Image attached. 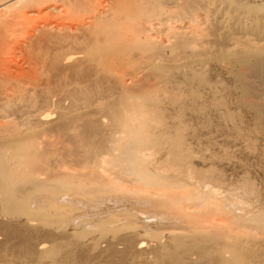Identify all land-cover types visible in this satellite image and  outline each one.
Wrapping results in <instances>:
<instances>
[{"label":"bare ground","instance_id":"1","mask_svg":"<svg viewBox=\"0 0 264 264\" xmlns=\"http://www.w3.org/2000/svg\"><path fill=\"white\" fill-rule=\"evenodd\" d=\"M214 1L0 0V216L16 220L6 224L15 230H51L56 218L60 226L52 230L67 237L41 241L28 253L48 264L75 262L82 237L98 231L93 249L111 242L112 252L139 264H264V237L254 246L233 233L264 236V208H243L238 200L237 209H225L223 190L207 183L191 187L168 167L187 154L184 136L163 121L161 99L171 91L178 102L188 94L201 97V85L209 82L206 59L227 64L264 130V29L244 19L264 12V4L224 0L225 18L217 21ZM258 16L251 18L264 20ZM234 22L241 24L237 29L254 27L258 38L241 39ZM181 104L174 106L181 110ZM100 192L158 214L127 209L122 223L97 215L72 218L74 210L99 204ZM151 224L169 230L154 235Z\"/></svg>","mask_w":264,"mask_h":264},{"label":"rangeland","instance_id":"2","mask_svg":"<svg viewBox=\"0 0 264 264\" xmlns=\"http://www.w3.org/2000/svg\"><path fill=\"white\" fill-rule=\"evenodd\" d=\"M220 1L218 0L214 1L215 3L216 2L218 3V4L216 3L217 7H220V10H219L220 14L218 13V10H217V14H218L216 15V18L218 17L217 21L224 20L225 18L224 14L226 12L225 5H224L225 3L223 4L224 0L223 1L220 0ZM232 1L238 4H241V5H256V6H259L260 8L264 4V0H232ZM223 9L225 12L223 11ZM254 13L249 14V15H252L254 17L256 14L259 15L258 17H260V15L261 16L264 15L263 11L256 12L255 15ZM249 15L247 18H244L245 22H250L252 23V25L258 24L259 25V26L257 25L258 29L263 30L264 20L263 19L254 20L251 18L252 16H249ZM234 23L240 25V26L237 25L236 28L234 27L235 29L234 32L241 39L247 38V39L254 40L255 38H258L259 33L253 30L254 27L253 29L246 28L245 30V28H243L242 30L241 28L237 29V27H241L240 23H237V22H234ZM258 29L257 31H259ZM206 61L207 63L206 62L202 63L205 66V68L202 67V64L201 66H199L205 69L204 71H206L207 73L205 75L209 78L208 79L209 82H207L208 85H206L207 83L204 85L203 84L201 85V86H204L203 87L204 90H202L203 95L201 97H198L199 100L198 98L195 99L193 96H191L194 98V101L192 99V102H194L193 104L192 102H189L190 101L189 99H191V97L189 98L188 93L186 94L184 93L185 94L184 96L188 94L187 97H184L185 99L178 98L180 102L181 100L182 101L185 100L184 105L186 104L188 105V107L189 106L194 107L195 106L194 104L199 105L197 110L195 108H193L192 110L191 109L192 107L191 108L189 107V111H186L188 110L187 107H186L187 109L184 108L182 110L184 105H182L180 102L176 100L177 96L174 94L176 92H173V91L171 92L173 93L174 96H172L171 92H169L171 96L169 94L168 95L171 98L173 97L172 100L174 99L175 102L177 101L178 104L182 105L181 108L179 107L178 109H181L183 112H181V110H177V107L180 105L176 104L177 102L176 103L174 102L175 104L172 103L173 101L170 102L171 98L169 99V96L164 97L165 100H163V98L161 99V101L163 102L162 103L160 102V106L161 108L164 107L165 109L163 108L162 111L165 110L166 112V113L164 112V114L163 112L161 113L163 114L165 118L163 119V121L166 124L170 123L169 125L172 126L171 127L172 129L169 127L170 128L169 130L171 131L173 129L175 130V133H174V130L171 132L172 134L178 135V137L184 136V138L182 137V140H183V143H185L183 146L185 148H182V149H184L185 154H187L186 159H183L184 162L181 161L183 163H180V160H177L178 162L177 163L173 159V161L175 162L171 161L172 163H170L168 167L169 168L171 167V169L174 168L175 170L178 169V171L182 172L180 174V178L188 181V183L191 184V187H196L198 183H207L209 185L217 186L219 189L223 190L224 196L223 195L221 196H223L222 204H223V207H225V209H237L238 206L241 205L238 203V200L245 201L246 204L243 205L244 206L243 208H255L256 206L260 208H264V130L263 128L260 129L261 128V126H259L260 124H257L259 123V120L256 117L257 113L251 110V108L246 106L245 103L242 101V97L240 93L241 91L238 88L237 81L235 80V78H233L234 77L233 75L232 76L229 75L231 73H229L228 69L224 67V65L226 66L227 64L213 62L208 59H206ZM213 76L214 78L215 77L216 78L214 79ZM207 77H205L206 80H207ZM210 82L213 85L210 84ZM193 84L198 85L197 82ZM209 84L212 87L209 86ZM194 87L196 89V85ZM184 88L185 86L183 87V89ZM186 89L187 88H185V90ZM214 90L216 92H214ZM177 93L179 94L178 91ZM168 100H169L168 103H164V101L167 102ZM186 100H188V103L186 102ZM171 103L173 105H171L170 107ZM164 104H167V105H164ZM174 105H176L177 107ZM167 117L169 119H167ZM176 125L177 127H175ZM176 128L179 130H177ZM65 148L66 149L68 148L69 150L72 149L73 151L74 150L77 151L80 149V148L78 149V147L77 148L63 147V149ZM60 149H58V152H60V154H65V152L68 150V149L67 150L65 149V152H64L63 150H60ZM85 150H86L85 148L84 150L82 148L81 151L85 152ZM149 153H151V151H149ZM202 189H205V188L203 187ZM120 197L121 196H115L111 193L100 192L99 197H98L99 199L97 201V202H100L99 204L95 203V205L91 206V209H88V210L80 209V208H78V210H74L72 212L73 214L72 218H76V221L79 220L80 222H83L87 220V218H91L97 215V216H105V218L112 219L116 223H120V222L122 223L124 221V218H123L124 210L140 209L141 211V209L142 210L145 209L144 206L139 205V203H136L135 201H132L131 199L121 198L124 200L132 201L133 204L131 205H123V204L116 203V202L109 200V199L120 198ZM31 205L35 207L37 203H33ZM42 206L44 207V204H42ZM164 208L166 209V207H163V209ZM158 209L156 208V211L159 213L160 211H162L161 213L168 211L165 209L164 211L162 210V208H160L158 211ZM151 210L150 208H146L144 211H148V212L151 211L148 214L152 216V213H153V215L156 217L158 213L154 212L155 208H151ZM131 218L133 219V217ZM131 218L130 220L125 218V220L130 222L132 220ZM5 219L3 217L1 218L0 216V224H2L3 228L1 225L0 227L1 229H4V230H0V264H48L47 261L45 262V260L37 259L36 255L33 254V252L28 253V248L32 247L33 249H35L34 247H36L37 243L41 241L48 242L51 239L55 241H58L60 239V242L67 241V237L65 235L58 234L59 231H56V230H59L60 228H56L54 230L56 233L52 230V228H54L55 225L56 227L58 225L60 226V223L56 222L58 221L56 218H55V221H54V218L52 219L53 224H51L52 225L51 230H49L50 227L48 225H47L48 227L45 226L46 228L41 225L40 226L38 225V230L43 229L42 231L41 230L38 231L37 229H33V228L26 229L27 227L26 228L21 227L18 230H15L13 225H12L13 227L11 226L9 227V225L11 224L9 225H6V224L12 223V221L15 222L16 220L13 219L12 221H9L8 219L7 220ZM139 219L140 218L134 217L133 221L135 220L139 221ZM36 220H35V223L36 222L38 223L39 219L37 221ZM159 220L161 219L159 218L157 221ZM55 223H58V224H55ZM151 225H152L151 230H154V235L159 236L160 233H167L169 230V229H166V227H164L163 229L161 226H159L162 228L160 229L158 227H155V225L153 224ZM8 227L9 229H7ZM157 228L160 230H158ZM32 229L36 230L34 231L35 233H33ZM46 231H48V234L51 233L52 237L54 236V238H51L50 237L51 234L48 235ZM233 231H234L233 233L243 237V241L252 243L254 244V246H256L257 244H261L259 243L260 242L259 239L261 237L262 238L264 237L258 230L251 231V233L249 234L250 236L248 237L243 235V232L239 230L235 229ZM97 232L98 231L94 233L93 231H91L89 234H87L86 236L84 235V237H82L81 240H83L82 241V243H84L83 246H86V248L85 247L83 248L82 246L80 249L81 251H78L79 256H78L77 261L75 262L63 261L61 264H84L85 261H86V264H88V262H90L89 264H115V263L116 264H120V263L129 264L131 260L128 256H126L128 260L127 259L124 260V258H126L124 256L125 255L124 253H121V252L119 253V251L116 250L117 251L116 252L114 250L116 252L115 254V252H112L113 250H110L111 248H109L110 247L109 245L111 244V242H109L110 244H108L107 242L105 243L103 241L105 246L101 242L100 244H103V247L101 245H98L99 248L94 246L96 248L93 249V246H91L90 243L91 241H94V239H97L96 237L99 236L98 234L100 233H97ZM154 235H152L153 239L154 237H156ZM93 236H95V238ZM152 237H148L147 240L149 241V243H150V240H152ZM100 241L102 240L100 239ZM106 244H108L109 247ZM261 245L264 246L263 242ZM90 246L92 248V251H91V248H89ZM100 248L102 249L109 248V251L111 252L112 257L108 256L110 255L107 253L109 252L108 249H106V251L105 250L101 251ZM122 254H123V257L121 256ZM116 255L121 256L123 260L120 261L119 260L120 257L118 256L115 257ZM116 258H119V259H116ZM116 260L118 261V263L116 262ZM130 263L139 264V262L137 263L135 261L133 262L131 261ZM140 264H147V263H145L142 260L140 261Z\"/></svg>","mask_w":264,"mask_h":264}]
</instances>
